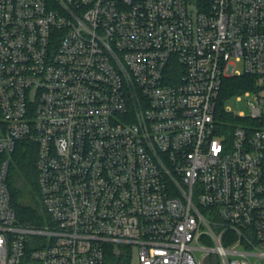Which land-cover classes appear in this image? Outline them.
Returning <instances> with one entry per match:
<instances>
[{"label": "built area", "instance_id": "2783aa9c", "mask_svg": "<svg viewBox=\"0 0 264 264\" xmlns=\"http://www.w3.org/2000/svg\"><path fill=\"white\" fill-rule=\"evenodd\" d=\"M0 264H264V0H0Z\"/></svg>", "mask_w": 264, "mask_h": 264}, {"label": "trees", "instance_id": "16d2710c", "mask_svg": "<svg viewBox=\"0 0 264 264\" xmlns=\"http://www.w3.org/2000/svg\"><path fill=\"white\" fill-rule=\"evenodd\" d=\"M254 79L248 75L226 78L219 100L222 107L231 96L252 88ZM17 221L25 226H43L49 218L41 202L38 185L37 146L28 140L19 141L12 154L7 176Z\"/></svg>", "mask_w": 264, "mask_h": 264}, {"label": "rangeland", "instance_id": "374dc122", "mask_svg": "<svg viewBox=\"0 0 264 264\" xmlns=\"http://www.w3.org/2000/svg\"><path fill=\"white\" fill-rule=\"evenodd\" d=\"M250 98H252V97H250ZM246 100H247L246 97H243L240 100L235 97V98L227 99L225 101V105H228L235 112L249 113V108L247 106Z\"/></svg>", "mask_w": 264, "mask_h": 264}]
</instances>
